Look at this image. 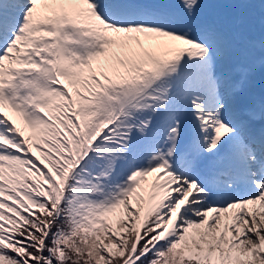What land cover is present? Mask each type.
Listing matches in <instances>:
<instances>
[{"label":"snow or ice","instance_id":"6c2138e0","mask_svg":"<svg viewBox=\"0 0 264 264\" xmlns=\"http://www.w3.org/2000/svg\"><path fill=\"white\" fill-rule=\"evenodd\" d=\"M0 264H264V0H0Z\"/></svg>","mask_w":264,"mask_h":264},{"label":"bare ground","instance_id":"6f19581e","mask_svg":"<svg viewBox=\"0 0 264 264\" xmlns=\"http://www.w3.org/2000/svg\"><path fill=\"white\" fill-rule=\"evenodd\" d=\"M257 83H258L259 85H261L259 76H258V78H257Z\"/></svg>","mask_w":264,"mask_h":264}]
</instances>
